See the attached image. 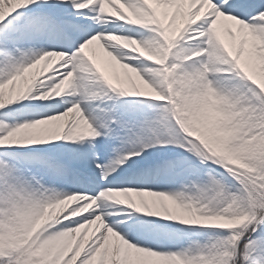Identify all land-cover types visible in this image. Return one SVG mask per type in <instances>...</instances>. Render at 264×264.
Returning <instances> with one entry per match:
<instances>
[{"label": "snow or ice", "instance_id": "snow-or-ice-1", "mask_svg": "<svg viewBox=\"0 0 264 264\" xmlns=\"http://www.w3.org/2000/svg\"><path fill=\"white\" fill-rule=\"evenodd\" d=\"M0 264H264V0H0Z\"/></svg>", "mask_w": 264, "mask_h": 264}]
</instances>
